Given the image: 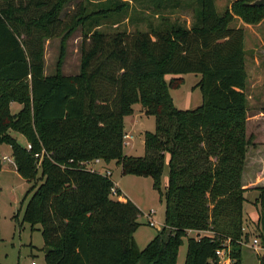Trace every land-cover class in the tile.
Wrapping results in <instances>:
<instances>
[{"label":"trees","instance_id":"trees-1","mask_svg":"<svg viewBox=\"0 0 264 264\" xmlns=\"http://www.w3.org/2000/svg\"><path fill=\"white\" fill-rule=\"evenodd\" d=\"M70 1L0 0V145L9 144L16 171L32 181L22 219L39 224L51 248L45 263L176 264L186 236L183 264H226L215 253L226 238L230 264H243L242 175L248 147L257 144L246 135L244 30L230 22H256L264 5L233 0L219 13L215 0H137L146 10L136 18L148 28L129 31L118 25L134 19L131 0L79 1L65 21L61 12ZM179 10L189 13V25L173 17ZM77 27L79 70L64 73V39ZM57 34L55 69L46 73L44 43ZM186 72L200 74L202 101L193 108L175 106L169 91ZM12 101L21 103L15 112ZM135 103L155 116L140 155L123 150L124 117ZM42 148L38 161L34 153ZM94 157L151 177L164 216L143 247L134 236L138 206L111 191V175L80 164ZM254 187L256 236L264 245V184ZM258 255L264 264V251Z\"/></svg>","mask_w":264,"mask_h":264},{"label":"rangeland","instance_id":"rangeland-1","mask_svg":"<svg viewBox=\"0 0 264 264\" xmlns=\"http://www.w3.org/2000/svg\"><path fill=\"white\" fill-rule=\"evenodd\" d=\"M79 1L71 0L61 12V18L65 21L69 19L70 14L77 8ZM233 0H215L217 12L221 13ZM132 6L136 9L134 19H123L119 27H125L132 31L137 27L146 29L145 21L140 20L142 12L146 10L137 0H131ZM131 14V15H132ZM177 15L185 19L187 25L190 22V15L187 11L179 10ZM157 16L152 15L151 19L156 20ZM135 22V23H134ZM230 25L241 26L244 30V57L246 68L245 93L247 95L246 110V135L256 142V147L251 145L247 151V164L245 165V175L254 174V171H264L261 160L264 158V16L256 22H245L241 17H235ZM61 27V24L60 26ZM106 29H112L113 26L103 25ZM81 29H74L69 36L64 39V55L61 70L64 73H74L79 70L80 46L82 43ZM88 39H86V43ZM61 42V34L54 35L45 40V67L46 73H51L55 69V63L58 57ZM184 81L178 87H170L169 91L175 106L180 108H193L202 101L201 90L195 83L200 74L195 72H186L181 74ZM170 75H166L169 79ZM21 107V103L13 102L10 105L11 111H16ZM140 104H134V114L125 117V130L132 133L133 136L127 143L123 144L124 152L128 154L140 155L144 152L143 132L145 130H154L155 116L140 112ZM9 133L20 143H25V137L22 133L13 129ZM2 162L0 168V264H46L44 260L45 244L41 235L39 224H31L22 219L25 203L30 196L27 191L32 181L22 177L14 168L9 144L0 145ZM7 156L4 159V156ZM264 163V161H263ZM104 169L105 164H101ZM113 181L117 182L121 194L125 198L132 200L140 209L137 220L139 225L134 231V236L139 247H143L147 241L156 233L163 223L164 203L159 198L158 192L152 186L150 176L136 175L131 173H122L120 165L112 162ZM168 165L165 162L162 173V186L167 180ZM261 174V173H260ZM251 182V181H250ZM261 179L252 178L250 190L246 194L243 202V226L247 232V239L242 243V263L258 264V254L261 249H255L251 245V239L257 234V223L254 220L258 205L254 202V196L257 194L253 189L256 184H262ZM117 197L116 194L112 195ZM154 210L151 216L156 221L155 225L148 222L145 212ZM206 232V231H205ZM194 234L195 231H189ZM207 233V232H206ZM209 233V232H208ZM186 252V236L179 246L177 264H183Z\"/></svg>","mask_w":264,"mask_h":264},{"label":"built area","instance_id":"built-area-1","mask_svg":"<svg viewBox=\"0 0 264 264\" xmlns=\"http://www.w3.org/2000/svg\"><path fill=\"white\" fill-rule=\"evenodd\" d=\"M133 134L132 133H129L127 131H125L124 135H123V142L124 143H127V141L132 138ZM26 147L27 148H30L31 147V144L30 142H27L26 143ZM46 151L44 150V148H42L40 151H37L35 152V156L38 157V161H40L43 153H45ZM4 159L7 158V156L5 155L3 157ZM80 164L84 165V167L90 169V170H96V171H99L103 174H106V175H111V170L110 168H104L102 169V165L103 164V160L99 157H94L92 159H88V160H82L80 161ZM111 191L115 192L116 191V187H115V184H113V186H111ZM154 210L150 209L149 212H145V214L147 215L148 217V222L149 224L151 225H155L156 221L154 220V218L151 216V213L153 212ZM224 245H221V246H218L216 249H215V253L218 255V256H226V264H230L231 263V257L229 255V250H230V246H229V239L226 238L224 241H222ZM251 245L253 246V248L255 249H261L263 252L264 251V245L261 244L259 238L254 235L251 239ZM34 264V262H32Z\"/></svg>","mask_w":264,"mask_h":264},{"label":"crops","instance_id":"crops-1","mask_svg":"<svg viewBox=\"0 0 264 264\" xmlns=\"http://www.w3.org/2000/svg\"><path fill=\"white\" fill-rule=\"evenodd\" d=\"M13 102H16V101H12L11 103H10V105L13 103ZM18 110V109H17ZM16 110V111H17ZM139 110H140V112H143V110L139 107ZM15 112V111H14ZM132 114H134V113H132ZM132 114H129V115H132ZM127 116V115H126ZM125 116V117H126ZM125 117H124V120H125ZM124 124H125V122H124ZM126 125V124H125ZM126 131V130H125ZM25 142H26V139H25ZM125 144V143H124ZM124 146V145H123ZM1 151V150H0ZM126 153V152H125ZM263 161H264V158H262V160H261V165L264 167V163H263ZM112 162H114L115 163V161L114 160H112V161H110V162H103V165L105 164V166H107V167H105V168H110V170H111V175H112V167L109 165L110 163H112ZM2 165H3V162H2ZM14 168H15V165H14ZM262 170H260V171H254V174L253 175H251V174H248V175H245V169H244V171H243V175H242V182H243V185L246 187V190L244 191V195H245V198H246V194L249 192V190H250V183L252 182V178H254V176L256 177V178H258L259 177V179H261L262 181H264V171L263 172H261ZM261 173V174H260ZM111 178H112V176H111ZM112 180H113V178H112ZM251 181V182H250ZM114 182V184H115V187L117 188V189H119V187H118V184H117V182H115V181H113ZM262 184H264V182L262 183ZM120 190V189H119ZM255 192H257V189L256 188H254L253 189ZM121 191V190H120ZM258 193V192H257ZM256 196H257V194L254 196V202L256 203V201H255V198H256ZM257 204V203H256ZM258 205V204H257ZM257 217H258V209H257V212H256V214H255V221L257 220ZM178 256V255H177ZM177 264V263H176Z\"/></svg>","mask_w":264,"mask_h":264},{"label":"water","instance_id":"water-1","mask_svg":"<svg viewBox=\"0 0 264 264\" xmlns=\"http://www.w3.org/2000/svg\"><path fill=\"white\" fill-rule=\"evenodd\" d=\"M251 4L264 5V0H252ZM50 249L51 248L49 246H45V253H47Z\"/></svg>","mask_w":264,"mask_h":264}]
</instances>
